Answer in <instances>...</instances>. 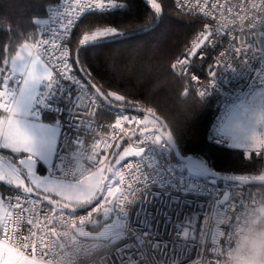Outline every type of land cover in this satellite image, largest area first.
Listing matches in <instances>:
<instances>
[{
  "label": "built area",
  "instance_id": "obj_1",
  "mask_svg": "<svg viewBox=\"0 0 264 264\" xmlns=\"http://www.w3.org/2000/svg\"><path fill=\"white\" fill-rule=\"evenodd\" d=\"M188 2L189 0H184V3ZM205 2L212 5L217 2L221 4V8L210 12V16L214 20L215 30L220 34L226 32L229 34L221 41V47L218 49V51H226L229 46V37L244 27V20L241 19L244 13L241 12L239 15L236 13V8L242 6L241 0H201L202 5ZM255 2L259 3V0ZM251 3L252 0H249V7ZM71 4L72 0H56L47 5L43 15L37 17L39 35L34 42H30L31 50L50 68L52 65L48 64L47 60L51 55V48L49 47L46 54L44 47L36 46V42L41 39V34L47 38L52 34V30L59 27L58 21L61 16L58 13H66ZM191 4L195 5L196 0H191ZM126 6L124 1L116 0L115 7L102 9L85 7L76 17H73L70 34L62 40V43L68 46V40L73 35L78 21L85 14L94 11L123 10ZM249 15L250 23L247 27L256 26V28L246 34L250 45L247 57L234 59L227 66L221 64L211 78L206 92L198 95L200 97L214 96L216 110L210 123L208 139L224 146L233 145L230 136L223 131V124L230 110L246 101L254 90L264 88V22L258 23L254 14L249 13ZM242 35L245 34L242 33ZM237 39L239 41V37ZM216 54L213 52V59L217 58ZM73 58L75 60L74 54ZM226 59L230 60V55ZM211 63L212 60H209L207 56L203 60L194 59L193 66L186 75L188 80L195 74L209 81L208 66ZM7 74L11 75L14 81L7 90L9 93L15 92L17 97L19 88L16 82L22 86L24 76L17 72L13 74L11 71ZM59 80L68 85L71 97L67 100H57L48 95L43 103L45 113L53 117L59 128L54 159L49 166L45 167V171L52 176L79 180L85 170H90L87 157L92 154L89 150L96 140V127L93 125H106L115 117L127 112L126 109H114L99 98L96 104V120L86 121L83 119L81 101L91 93L89 83L79 71L72 79ZM192 83L196 85L197 82ZM4 90L3 85L0 84V91ZM200 90L202 89H197V91ZM132 114L137 115L134 112ZM2 115L4 113L0 110V116ZM123 127L130 136L131 131L138 128V125L126 122ZM105 137H113L107 142L117 144L121 138L115 137H120V130H116L115 133L112 129L101 132V142L96 153L98 158L107 156L105 161L107 165L111 156L109 153L112 154L114 149L105 148L103 142ZM122 143L124 140L119 145ZM126 145L134 146V138ZM145 147L147 150L142 157L136 161H130V164H134L137 168V179L141 185L135 188L131 197L125 195L121 198L120 193L117 192L110 213L103 218L94 217L84 209L66 213L61 224H58L52 232L55 241L51 252L54 255H49L44 260L37 255L38 262L45 264H207V253L209 249L218 245L226 226L227 230L235 229V231L231 247L225 251L219 264H231L232 253L252 230L254 222L260 221L264 224V201L258 200L251 203L238 224L234 217L229 218L221 209V205L233 196H239L241 193L247 195L251 192L249 189L242 188L238 183L220 184L216 179L191 167L188 162L174 158L172 145L168 141L162 145L149 142ZM241 150L244 157L246 153H252V157H261L264 155L257 154V151H264V143L243 146ZM119 171L127 181V169H119ZM18 194L25 195L22 190H13L5 196L14 197ZM36 195L33 193L29 196V200L34 199ZM39 196L43 199L41 195ZM4 204L8 214H11L13 209L7 202ZM9 226L17 227L15 224Z\"/></svg>",
  "mask_w": 264,
  "mask_h": 264
},
{
  "label": "snow or ice",
  "instance_id": "obj_2",
  "mask_svg": "<svg viewBox=\"0 0 264 264\" xmlns=\"http://www.w3.org/2000/svg\"><path fill=\"white\" fill-rule=\"evenodd\" d=\"M148 3L155 14L159 15L163 13L165 0H160V2L148 0ZM241 3L242 6L236 8V13L237 15L241 12L244 13L241 16V19L244 20V27L229 37V46L226 51H218L221 47V41L224 37L229 36V34L227 32L220 34L214 29V20L210 16V12L221 8V4L217 2L215 5H212L205 2L202 5L201 0H196V4L192 5L191 0L188 3H184V0H173V5L177 11H180L189 18L200 19L201 23L200 27L193 34V38L185 44L184 51L170 62L169 72L177 80L183 81L188 70L193 66L194 59L203 60L207 56L209 60H212V63L208 66L209 81L203 80L199 75H191L188 84L183 85L181 88V97L189 94L197 96L206 92L211 78L214 77L216 69L221 64L227 66L234 59L247 57L250 45L246 34L256 28V26L252 28L247 27L250 23L249 13L254 14L258 23L264 22V0H259V3L252 0L250 7L249 0H241ZM115 6L116 0H72V4L68 6L69 10L66 13H58L61 16V19L58 21L59 27L52 30V34L47 38H45L44 34H41V39L36 42V46L42 45L44 47L46 54L49 47L51 48L52 52L47 60V63L52 65L51 70L41 63L42 58L40 56L32 57L31 52H29L30 60L25 61L21 56V52L17 51L15 56L10 58L11 72L15 74L19 68L21 75L27 77L23 79L22 86H19V82H16L19 88V99H17L15 92L9 93L7 90L9 85L14 82L12 76L7 74L9 71V57L5 55L2 62H0V76H2L0 84L5 89L4 91H0V110L4 113V115L0 116V150H6L16 157L11 160L7 173L0 170V183H6L21 189L25 194L23 196L18 194L14 197L0 194V211H2L5 202L13 209L11 214L5 213L0 215V264H36L38 261L36 259L37 255L40 256L41 260L47 259L49 255H54L51 252V247L55 241L52 232L57 228L58 224H61L65 214H69L74 209L71 208V205L83 201L88 197L95 196L89 207L97 208L102 203L107 204L117 192L120 193L121 198L125 195L131 197L135 188L141 185L137 179V168L134 164H130V161H136L144 155L147 150L145 147L147 143L151 142L155 145L166 144L168 137L171 135L172 122L169 121L168 117L162 119L160 115H157L151 108H148L147 111L152 119L149 120L147 115L143 116V119H140L137 115L132 114L137 111L135 102H130L121 95L105 90L96 83H91V93L81 101V111L84 120L89 122L96 120V104L99 98L123 102L125 105L130 104L131 107L126 108L127 114L115 117L113 119L114 123H112V120L106 125H93L96 127V140L89 150L92 154L87 157L90 170H85L79 180L64 181L55 178L50 179L48 177H41L35 171V154L44 146V143L38 140L28 130L27 126L22 124L17 118L20 106L27 107L31 104L35 99L37 85L40 82H47L49 87H51L53 82L58 79H72L77 71L87 76L89 81L91 80L90 74L85 69L76 68L75 65L78 64V59L74 60L71 49L63 44L62 40L66 39L70 34L73 17H76L85 7L102 9ZM185 9L186 11H184ZM2 19L0 17V20ZM37 20L38 18L32 19L31 23L37 24ZM116 32L117 30L112 28L95 31L91 36L84 35L80 43L83 44L85 41L108 33L116 34ZM242 33L245 35H242ZM12 35L15 39H19V34L14 31ZM23 47L27 49L29 45L25 43ZM11 48V41H9L7 48L4 47L3 43H0V52L7 53L11 51ZM213 52L217 53L216 59H213ZM229 55L230 60L226 59ZM17 60L21 61L19 65L17 64ZM53 72H55V77H53ZM193 81L197 82L196 85H193ZM197 89L202 90L197 91ZM140 115H143V113L141 112ZM126 122L138 125V128L131 131L130 136L124 131L123 126ZM108 129H112L113 133L116 130H120V137L115 138H124L125 144L134 138V146L123 147L122 151L116 152L113 160L106 165L107 156L98 158L96 149L101 142V132H107ZM108 139H113V137L104 138L105 148L115 149L121 147L119 144H109L107 142ZM132 153L136 155H132ZM257 154L264 155V151H257ZM251 156L252 153L245 154L246 159H250ZM2 159L3 156H0V160ZM13 165L17 166L14 167ZM119 169H127V181L124 180ZM105 173H109V175H105ZM114 177L120 178L115 179L113 182ZM259 179L261 182H264V176L259 177ZM244 180L246 182L254 181L248 176L244 177ZM49 184L54 185L60 192L71 191V195L62 197L67 202L57 207L56 205L60 204V201L51 200L47 195L41 199L38 194L34 199L29 200V196L35 190L43 188L45 192H48L49 189L46 186ZM258 200H264V196H259L254 192H248L247 195L241 193L239 196H233L231 199L226 200L225 204L221 205V209L226 212L229 218L234 217L239 224L241 217L246 214L249 205ZM13 216L15 218H12ZM12 224L17 225V227H10L9 225ZM234 231L235 229L229 231L224 226L221 234L222 238L218 245L209 249L207 253V264H219L225 251L231 247ZM38 233H40L39 236Z\"/></svg>",
  "mask_w": 264,
  "mask_h": 264
},
{
  "label": "trees",
  "instance_id": "obj_3",
  "mask_svg": "<svg viewBox=\"0 0 264 264\" xmlns=\"http://www.w3.org/2000/svg\"><path fill=\"white\" fill-rule=\"evenodd\" d=\"M54 1L0 0V17L3 18L0 20V43L5 48L9 41L12 43L11 51L0 52V62L5 55L10 62L23 43L37 39L39 26L31 20L43 15L47 5ZM122 1L127 5L123 10L89 12L78 21L68 46L74 56L77 53L79 67L90 74L92 83L135 102L136 108H151L162 119L168 117L172 122L171 133L184 156L202 158L223 175L264 176V156L246 159L241 146H224L208 139L216 110L214 96L189 94L181 97V88L188 84V78L179 81L168 70L170 62L193 38L201 20L177 11L172 0H165L164 11L159 15L150 8L148 0ZM109 28L116 29V34L108 33L80 43L84 35L91 36L95 31ZM13 31L19 34L18 40L13 37ZM101 99L114 109L131 107L123 102ZM134 113L142 116L141 112ZM0 156L9 162L13 154L0 150ZM39 169L44 171L45 167L40 165ZM239 185L264 196V183ZM13 190L21 189L0 183V194L6 195ZM96 216L103 218L101 213Z\"/></svg>",
  "mask_w": 264,
  "mask_h": 264
},
{
  "label": "rangeland",
  "instance_id": "obj_4",
  "mask_svg": "<svg viewBox=\"0 0 264 264\" xmlns=\"http://www.w3.org/2000/svg\"><path fill=\"white\" fill-rule=\"evenodd\" d=\"M41 63L45 67H48L49 70H51V68L42 59H41ZM53 77H55L54 72H53ZM40 85H42L41 82H40ZM37 90L42 91V88L40 87ZM40 91H38V93H40ZM18 94H19V92H18ZM145 115H147L149 117V120L152 119V117L148 114H144L142 116H139V118L143 119V116H145ZM22 124L26 125L28 130L38 140L43 141V143H44V146L41 147L40 150L35 154L36 155L35 171L37 172V174L40 175L41 177H48L50 179L55 178V179L64 180V181H75V180H71V179H64V178L52 176L51 174H49L45 170L41 171L39 169L40 165L42 166V163L44 164L43 167H47L52 163V161L54 159L55 150H54L53 156L50 159V161L47 160L43 156V152L47 151L46 144H47L49 138H51V125H48L45 129L44 127H42L41 124L31 122V121L30 122L25 121V122H22ZM54 124H55L54 129L56 130L57 136L59 138V128L55 122H54ZM223 131L226 134H228V136H230V138L232 139V142L234 141L233 142L234 144H235V140L238 143L243 144V146H250V145L264 143V88L254 90L246 101H243V102L237 104L236 106H234L230 110V112H229L228 116L226 117L225 122L223 124ZM58 138H57V141H58ZM243 146H241V147H243ZM123 147H128V146L125 143H122L121 147L118 148L117 152L122 151ZM11 158L15 159L16 157L11 156ZM10 162H11V160H9V162L6 161L5 159L0 160V170L7 173L9 171ZM13 166L15 167L17 165H13ZM25 175H26V173H25ZM115 179H117V178L114 177L113 182ZM28 186H31V185H28ZM46 187L49 189L48 192H45L43 188L38 189L37 191L40 193L49 194L51 196L54 195V196H56V198H59V199H62V197H67V196L72 194L71 191L60 192L52 184H49ZM116 195H117V193L108 201L107 204L102 203L97 208H90L89 207L87 209L88 213L94 217H97L96 215L98 213H101L103 216H107L110 213V211L114 205ZM94 197L95 196L88 197L87 199L80 201L78 203L89 202ZM62 200L66 201L65 199H62ZM56 206L60 207L59 204ZM4 209H6L5 204H3L2 210H4ZM36 264H45V263L37 261Z\"/></svg>",
  "mask_w": 264,
  "mask_h": 264
},
{
  "label": "crops",
  "instance_id": "obj_5",
  "mask_svg": "<svg viewBox=\"0 0 264 264\" xmlns=\"http://www.w3.org/2000/svg\"><path fill=\"white\" fill-rule=\"evenodd\" d=\"M25 43L29 45V47L27 49H25L23 47V45ZM25 43H23L18 48L17 51L21 52V56L23 57V59L25 61H29L30 60L29 52H31L32 57H36L37 55H34L32 53L30 43L29 42H25ZM13 56H15V54ZM20 63H21V61L17 60V64L19 65ZM9 71H11V59L9 62ZM16 72L21 73L19 68L17 69ZM25 78H27V77L24 76V79ZM41 84L42 85H40V83H39L37 85V89H39L41 87L42 91L37 90L36 95H35V99L31 102L30 105H28L27 107H25L23 105L20 106L17 118L22 122H25V121L30 122L31 121V122L41 124L42 127H44L45 129L48 125H51V138H49V140L46 144L47 151L43 152V156L47 160L50 161V159L53 156L54 150H56L58 136H57L56 130L54 129L55 124H54L53 117L49 116L45 113V111L43 109V103L45 102V99L48 95L53 96L57 100H67L71 97V93H70L68 85L59 79L54 81L51 87H49L47 82H41ZM38 91H40V93H38ZM17 95H18L17 99H19L18 98L19 94H17ZM233 145L243 146V144L238 143L236 140H235V144L233 143ZM43 165L44 164L42 163V166ZM5 213H8L7 209L0 211V215H3Z\"/></svg>",
  "mask_w": 264,
  "mask_h": 264
},
{
  "label": "water",
  "instance_id": "obj_6",
  "mask_svg": "<svg viewBox=\"0 0 264 264\" xmlns=\"http://www.w3.org/2000/svg\"><path fill=\"white\" fill-rule=\"evenodd\" d=\"M75 60H77V53H75ZM78 68L79 65L77 64ZM83 75V74H82ZM83 77L86 79V81L89 83V85L92 83V81L88 80V77L83 75ZM106 102H109L106 98H103ZM137 111L136 112H142L144 114H148V111L145 109H140V108H136ZM151 116V115H150ZM151 127V125H149ZM124 140V138H121L117 144H120L122 141ZM167 141L172 145L173 148V153L175 155V157L181 161H185L188 162V164L191 167L197 168L198 170H200L201 172H204L206 175H208L209 177H212L218 181H225V182H230V183H238V184H242V185H250V184H256V183H264L261 182L259 177H249L250 179L254 180L252 182H246L244 180V177L246 176H230V175H223L218 173L217 171H215L214 169H212L209 164L203 160L202 158H199L197 156H184L180 149L179 146L173 136V134L171 133V135L168 137ZM118 148H115L109 158V162H111L113 160V157L115 156V153L117 152ZM3 159H6V157H3ZM107 163V164H108ZM109 173H105V175H108ZM261 177V176H260ZM35 194H39L42 197H44L45 195H47L51 200H55V201H60V206H62L66 201L59 199V198H54L49 194H44V193H40L37 190L34 191ZM95 199L92 198V200H90L89 202L82 204L80 206H75V205H71V208H74L73 210H83V209H87L89 208V205L91 204V202Z\"/></svg>",
  "mask_w": 264,
  "mask_h": 264
},
{
  "label": "clouds",
  "instance_id": "obj_7",
  "mask_svg": "<svg viewBox=\"0 0 264 264\" xmlns=\"http://www.w3.org/2000/svg\"><path fill=\"white\" fill-rule=\"evenodd\" d=\"M231 264H264V224L255 221L252 230L231 255Z\"/></svg>",
  "mask_w": 264,
  "mask_h": 264
}]
</instances>
